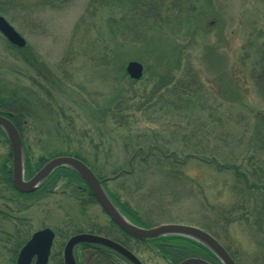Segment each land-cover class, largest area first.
I'll list each match as a JSON object with an SVG mask.
<instances>
[{
	"label": "rangeland",
	"instance_id": "rangeland-1",
	"mask_svg": "<svg viewBox=\"0 0 264 264\" xmlns=\"http://www.w3.org/2000/svg\"><path fill=\"white\" fill-rule=\"evenodd\" d=\"M183 1L193 6L201 24L164 27L158 34L152 30L148 34H154V43L143 46L131 34L128 8L119 0L115 7L100 0H0V15L27 43L16 48L0 33V93L16 99L19 112L31 111L22 130L34 173L43 158L80 155L110 178L130 171L131 158L142 148L132 161V175L109 181L110 192L152 219L153 226H196L216 236L240 264H264V191L247 189L242 180L243 174L251 183L264 184V0ZM110 17L117 28L119 20H127L128 42L111 35ZM113 48L124 51L122 74L116 72L117 61L104 65ZM154 48L165 51L169 60L177 56V81L191 73L193 81L179 86L180 105L168 103L174 100L169 97L174 82L144 105L158 82ZM209 53L217 58L205 59ZM139 54L147 58L139 60ZM130 61L145 69L136 82L126 72ZM152 143L170 151L165 154L169 158L147 156ZM9 156L1 138L0 211L15 221L23 219L19 228L24 234L50 228L69 236L56 239L49 264L62 260L58 251L76 235L73 225L84 233H113L101 206L86 202L82 186L63 176L32 194L1 182L9 178ZM211 158L233 169L217 170L207 161ZM14 220L0 218V264H16L13 243H8ZM129 246L144 264H172L154 246Z\"/></svg>",
	"mask_w": 264,
	"mask_h": 264
},
{
	"label": "trees",
	"instance_id": "trees-1",
	"mask_svg": "<svg viewBox=\"0 0 264 264\" xmlns=\"http://www.w3.org/2000/svg\"><path fill=\"white\" fill-rule=\"evenodd\" d=\"M100 2L102 3L103 6L105 7H112L115 4V0H100ZM119 4H122L124 7H127V11L129 13L130 16V21H131V26H130V32L131 34L134 36V39L136 40L137 44H139L138 42L142 41L140 44H143V46L145 45L144 43H154V39L153 36H150L148 33L152 30H154L153 32H156V34L158 33H162V29L164 27H172L174 26V28L179 27L181 24L186 25L188 28L195 26L196 24H201V17H197L193 15V6L191 4H189L187 1L184 2L183 0H119ZM115 7V6H113ZM180 9H183L184 11L182 12H186L187 16L185 18H181L180 14L181 11L179 12ZM189 9V10H187ZM187 10V11H185ZM179 14V15H178ZM117 20L114 19L113 17L108 18V28L110 30L111 35L115 36V34L119 35V37L122 38L123 42L126 43L128 42V39L126 37V32L127 30H129V24L127 22V20L125 19H121L119 20L118 24V28L116 25ZM117 31H120L119 33H117ZM175 32V31H174ZM148 35V36H147ZM150 36V37H149ZM163 37V36H162ZM161 37V38H162ZM118 38V37H117ZM160 37H158L159 39ZM117 40V39H115ZM159 42V41H158ZM155 46V45H154ZM117 49V50H116ZM120 49L118 48H113L111 49L109 52L112 54V56H107L104 58V65L106 66L107 63L109 61L112 60V62H118L119 66L116 72L118 74H122L124 73L125 70V62L126 60L124 59L122 53V51H119ZM108 52V53H109ZM118 52V53H116ZM151 53H155V60L157 62V70L155 71V75H157V84L155 85L153 91H152V96L150 94L149 99H147L146 101H144V105H148L150 106V102L153 100V98L155 97L156 94L161 93V91H163L168 85H170L171 83H175L173 85V88L171 90V92L169 93V97L171 99H174L173 101H168V103H170V105L172 106H177L180 105V101L182 100V95L179 94V86L180 85H187L190 84L191 81H193V79L191 78V73L189 71H187L186 74H184L180 80H176V71L179 70V61L177 56H172L171 59L169 60L170 57L167 55V53L165 51L160 50L158 52V50H156L155 48L152 49ZM136 57H138L139 60H144L147 58V56L145 57L142 54L137 55ZM217 58V56H215L213 53H209L206 54L205 59L212 61V59ZM174 63V64H171ZM189 70V69H188ZM190 73V74H189ZM218 75V73H215ZM176 80V82H175ZM136 82V81H134ZM264 86V85H263ZM264 90V87H263ZM178 96H181V98ZM27 102V101H26ZM119 105V104H118ZM119 106H116L112 111H116ZM0 109L3 111V114H5V111L7 112H12V113H18L22 115V119H24V117L26 116H30L31 115V111L30 110H26V111H22L19 112V109L17 108V100L16 99H9V98H5L2 96V94L0 93ZM109 111V110H108ZM124 111L123 108L120 109L119 112ZM99 112V111H97ZM104 112V111H103ZM102 112V113H103ZM27 113V114H26ZM101 113V111L99 112V114ZM107 111H105L103 114H106ZM22 138H23V142H24V136H23V130L22 128H19ZM25 145V143H24ZM150 149H151V153H157L159 156L163 157L164 159H167L169 157H167L165 154L167 151L164 147H161V145H157V143H152L149 145ZM142 148H138V150H141ZM137 150V151H138ZM149 151V150H148ZM140 152V151H139ZM25 154H26V150H25ZM168 154H171L168 153ZM61 154L55 155V156H59ZM150 155V154H149ZM148 155V156H149ZM175 155V154H174ZM26 156V177L27 178H31L35 173V170H32L31 168V164L29 161V157ZM74 156L80 160H82L83 162H85L90 168L91 170L97 175V177L101 180H103V185L105 187V189L107 190V192L109 193L110 197L112 198V200L114 201V203L118 206V208L121 209V212L124 213L126 215V217L133 222L135 225L139 226V227H143V228H151L153 227L152 224V219L150 218H143L142 216H140L138 214V212H135L131 207H129V203H122L120 201V199L118 198V196H116L114 193L110 192L107 188V183L108 181H110L109 177H102L100 176L97 171L95 170L94 166L92 164L89 163V161L87 159H85L84 157L80 156V155H71ZM191 156L186 155L185 158H189ZM171 158H173V160L175 161L176 159L171 156ZM47 161V159H42L39 161V166H43ZM209 163L213 164L216 166L217 170H230L233 169V166H224V165H218L217 161L215 158H211L210 160H207ZM160 167V166H158ZM235 171H237V166H234ZM8 173L6 175V177L8 176L9 178L5 179L2 178L1 182L6 183L8 185H10L13 189V185H12V175H11V167L7 170ZM38 171V169H37ZM123 171V170H121ZM121 171L117 172L114 176H116L118 173H120ZM133 173V172H132ZM126 175V173H124ZM123 174V175H124ZM129 175H132L130 173H128ZM5 175V173H4ZM122 175V176H123ZM63 176L64 178H66L69 182L73 183V184H79L80 186H82L83 188V193H85V201H94L97 203L92 191L89 189V187L85 184V182L76 174L74 173L72 170H69L67 168H59L57 169L50 177L49 179L46 181L45 185H51V184H55L57 182V180H59V177ZM113 176V177H114ZM242 180L245 183L246 188H252L255 191H264V184L261 183H251L248 181L247 177H245L242 174ZM43 186L42 188H40L38 190V192L42 191L44 189ZM173 195V194H172ZM166 198V195H164V197H159V202L163 205L164 203V199ZM162 205L158 208L160 209L162 207ZM152 207V206H151ZM164 207V206H163ZM149 216H153L152 212H148ZM146 219V220H145ZM151 220V221H150ZM26 222V221H24ZM110 225V231H112L113 233H110L108 231H106V233H103V231H95L94 229H92L90 231L91 234H97V235H102L108 238H116L119 235H124V233L116 226L114 225L111 221L109 222ZM74 229H72V234H80V233H84L83 229L81 230L80 228H78V225H73ZM114 230V231H113ZM115 232V233H114ZM56 233L57 238H64L67 239L69 238L68 234H64V236L61 233V231H59L58 233ZM126 235V234H125ZM127 236V235H126ZM168 240L167 241H163L165 243L168 244V246H159L157 249L160 252H163L166 254V258L169 260H172V264H177L179 261L183 260L187 255H189L188 253H191L193 251H196L195 249V245L196 244L193 240L188 239V238H184V237H176V236H168ZM183 239V240H181ZM20 240V238L18 239ZM186 240V241H184ZM25 242V240H24ZM135 242H142V243H152L155 244L154 242H157L155 240L152 241H140V240H136ZM20 244V243H19ZM183 246H187V247H182ZM156 248V247H155ZM96 249V248H94ZM98 249V248H97ZM99 250V249H98ZM61 251L62 248L60 249V251H58V256L61 255ZM172 252H179L180 254H176V255H172ZM108 259V258H106ZM94 264H96V260L94 259ZM100 264V263H97ZM104 264V263H102ZM111 264V263H108Z\"/></svg>",
	"mask_w": 264,
	"mask_h": 264
},
{
	"label": "water",
	"instance_id": "water-1",
	"mask_svg": "<svg viewBox=\"0 0 264 264\" xmlns=\"http://www.w3.org/2000/svg\"><path fill=\"white\" fill-rule=\"evenodd\" d=\"M0 33L14 47L24 49L26 40L16 31V29L0 15ZM126 72L135 81L142 79L144 66L138 61H130ZM0 129L4 132L12 151V183L15 189L22 194H32L44 186L49 177L59 168H67L76 173L92 191L95 199L111 219V221L127 235L137 240H155L165 236H180L200 243L211 253H213L222 264H235L223 246L208 232L195 226L183 224H162L152 228H143L135 225L127 219L114 203L105 187L103 180H100L91 168L82 160L72 156H60L46 162L38 172L30 179H26V157L22 138L15 125L6 117L0 116ZM144 152L143 149L137 152ZM133 155L130 161L131 170H123L113 179L122 176L124 173H132V161L137 155ZM151 153L149 149L147 156ZM55 238V233L51 229H44L35 233L32 239L22 249L17 264H32L36 257L35 264H48L51 246ZM79 244H93L106 247L132 264H143L131 251L112 241L109 238L81 233L72 236L64 249V263L77 264L74 249ZM180 264H208L200 259H187Z\"/></svg>",
	"mask_w": 264,
	"mask_h": 264
},
{
	"label": "flooded vegetation",
	"instance_id": "flooded-vegetation-1",
	"mask_svg": "<svg viewBox=\"0 0 264 264\" xmlns=\"http://www.w3.org/2000/svg\"><path fill=\"white\" fill-rule=\"evenodd\" d=\"M0 116L6 117L7 119H9L15 125V127L17 128V130L20 133V136L22 137L20 129H19V128H22V124H23V119H22L21 114H18L17 112L12 113L11 111L10 112L5 111V114H3V111L0 109ZM1 138L4 139V142L9 146V154H10L9 158H11V160H12V151L10 148V144H9L4 132L0 129V139ZM11 175H12V167H11ZM14 189H15V187H14ZM18 193H20V192H18ZM17 205L19 206V209L22 210V206L18 202H17ZM0 218L5 220V221H10V222L12 220H14L12 215L9 216L8 214H6V212H2V211H0ZM19 225H21V226L23 225V219L21 220V219L17 218V220L15 221V227H16L15 229L16 230H15L14 236H12V234H11V237L9 236V238H8V243L9 242L13 243V251H14L15 258H16V260H15L16 264H17V260H18V257L20 255L22 249L32 239L33 235L38 232L37 231V232H34L32 235H28L29 234V231H28L26 234H24V232H23L24 229H20ZM187 225H189V224H187ZM44 229H46V228H44ZM44 229H42V230H44ZM39 231H41V230H39ZM123 233H124V235L121 234V235L117 236L116 238H109V239H111L112 241H114L116 243H119L120 245H122L123 247H125L126 249H128L129 251L134 253L129 245L131 242H135L136 239L127 235L125 232H123ZM208 233H210L223 246V248L227 251L228 255L233 259L235 264H240V262H238V259H237L238 257L236 255H234L233 253H231V251L228 247L224 246L221 243V241L216 236H214L211 232H208ZM19 238H20V240H18ZM168 238H169L168 236H165V237L155 239V241H157V242H154L155 244H152V243H144V244L154 246L156 248H158L159 246L160 247L161 246H168L167 243L163 242V241H167ZM12 239L14 240L13 242H12ZM56 239H57V236L55 234V238H54L52 246H51V252H50L48 264L50 263V259H52V250H53V247L55 245ZM24 240H25V242H24ZM68 240L66 241V244H67ZM181 240H183V239H181ZM150 241H152V240H150ZM184 241H186V240H184ZM194 242L196 243V244H193V245H195L194 247H195L196 251L188 253L189 255H187L183 260L179 261L177 264H180L181 262H183L184 260H187V259H200V260L205 261L208 264H222L221 261L213 253H211L209 250H207L200 243H198L196 241H194ZM66 244L63 246V252H61V253H63V258H62V260H60L61 264H65L64 263V249H65ZM181 246L187 247V246H183V245H181ZM78 248L81 249L80 250V254H81L80 261H78L77 256H76V251ZM94 248H96V249H94ZM177 253L180 254L179 252H172L171 254L176 255ZM74 255H75V260H76L77 264H94V259L96 260V264L97 263H100V264H102V263H104V264H108V263H111V264H132L127 259H125L121 255H119L118 253H116V252H114V251H112L106 247L99 246V245H93V244H79V245H77L74 249ZM161 255H162V258L166 259L167 256L165 253L161 252ZM106 258H108V259H106ZM35 261H36V257L33 259L32 264H35Z\"/></svg>",
	"mask_w": 264,
	"mask_h": 264
}]
</instances>
